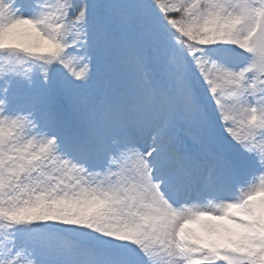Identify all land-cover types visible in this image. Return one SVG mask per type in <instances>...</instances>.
<instances>
[{"label": "snow or ice", "instance_id": "1", "mask_svg": "<svg viewBox=\"0 0 264 264\" xmlns=\"http://www.w3.org/2000/svg\"><path fill=\"white\" fill-rule=\"evenodd\" d=\"M0 264H264V0H0Z\"/></svg>", "mask_w": 264, "mask_h": 264}]
</instances>
